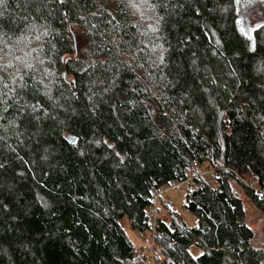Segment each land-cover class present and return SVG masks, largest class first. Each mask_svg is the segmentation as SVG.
<instances>
[{"label":"trees","instance_id":"trees-1","mask_svg":"<svg viewBox=\"0 0 264 264\" xmlns=\"http://www.w3.org/2000/svg\"><path fill=\"white\" fill-rule=\"evenodd\" d=\"M196 163L154 264H264V0H0V264H145Z\"/></svg>","mask_w":264,"mask_h":264},{"label":"rangeland","instance_id":"rangeland-1","mask_svg":"<svg viewBox=\"0 0 264 264\" xmlns=\"http://www.w3.org/2000/svg\"><path fill=\"white\" fill-rule=\"evenodd\" d=\"M256 22V21H254ZM189 190V185H184L181 190H171L168 194L164 195V202L168 201V198H171L173 201L172 210L177 212L183 221L191 228L196 227L198 225L197 217L189 210L184 208V204L186 203V195ZM247 207V219L252 228L261 229L264 227V216L256 209L253 208L252 205L246 200ZM161 216L166 219V211L162 210ZM122 226L127 232L128 236L134 243V245L138 248L139 252H141L142 247L146 246L150 241L149 232H146L143 235H140L137 231L131 229L128 218H124L122 220ZM191 254L196 257L201 254V250L195 246L190 248Z\"/></svg>","mask_w":264,"mask_h":264},{"label":"built area","instance_id":"built-area-1","mask_svg":"<svg viewBox=\"0 0 264 264\" xmlns=\"http://www.w3.org/2000/svg\"><path fill=\"white\" fill-rule=\"evenodd\" d=\"M196 167L200 168L192 171L187 172V180L180 182V181H171L166 187L162 188L158 193L154 195V197L151 199V205L149 206L147 212H146V219L149 224V235H150V241L149 243L142 247L141 254L143 255L145 259V264H154V254L155 253H161L162 247L157 243V230H158V224L159 219L161 218L163 206L161 201L163 200L164 195L168 194L171 190H181L184 185H186L188 182L193 181L197 178L204 177L206 180H214L215 177V169L213 167L208 168L205 166L200 167L196 163ZM167 203L169 205H173V201L171 198H168Z\"/></svg>","mask_w":264,"mask_h":264}]
</instances>
